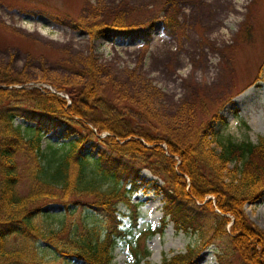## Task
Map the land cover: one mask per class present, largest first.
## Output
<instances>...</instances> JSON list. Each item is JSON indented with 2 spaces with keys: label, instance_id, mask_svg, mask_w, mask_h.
I'll return each mask as SVG.
<instances>
[{
  "label": "trees",
  "instance_id": "trees-1",
  "mask_svg": "<svg viewBox=\"0 0 264 264\" xmlns=\"http://www.w3.org/2000/svg\"><path fill=\"white\" fill-rule=\"evenodd\" d=\"M160 22L165 33H172L174 8ZM76 25L91 38L133 33L144 43L150 40L145 26L132 29L113 17ZM147 25L151 28L152 22ZM24 81L0 69V264H51L40 249L85 264H110L116 239L125 231L118 203L131 211L130 226L136 225L138 208L130 195L142 180L141 168L155 176L150 184L161 194V215L155 226L138 229L128 241L131 264L146 259V240L161 233L168 221L175 230L196 231L199 243L155 264H191L221 236L238 254V264H264V230L243 210L245 202L264 195L262 137L217 138L205 122L206 131L199 126L178 143L152 131L151 125L134 122L130 114L135 105L98 92L93 81L54 91L22 85ZM15 117L29 123L21 127ZM212 117L219 118L217 113ZM62 123L63 136H73L43 144V136ZM95 146L93 156L89 151ZM51 202L62 210L41 211ZM76 206L101 216L102 224L82 219L67 223L64 213ZM56 214L55 223L38 219ZM216 257V264H227L219 253Z\"/></svg>",
  "mask_w": 264,
  "mask_h": 264
},
{
  "label": "rangeland",
  "instance_id": "rangeland-1",
  "mask_svg": "<svg viewBox=\"0 0 264 264\" xmlns=\"http://www.w3.org/2000/svg\"><path fill=\"white\" fill-rule=\"evenodd\" d=\"M172 8L176 25L172 33H165L160 20ZM110 17L132 29L145 26L150 40L144 43L133 33L91 38L76 25ZM263 57L264 0H0V69L10 78L50 90L93 81L98 92L133 103L134 122L145 128L151 125L152 131L178 143L186 142L205 122L217 138L264 139ZM214 113L219 118H213ZM14 123L23 127L29 122L15 117ZM65 129L64 123L51 128L42 143L71 138L73 134L63 136ZM97 147L89 151L91 155ZM139 174L142 180L130 195L138 208L136 225L130 226L131 211L118 203L125 231L116 239L110 264H131L128 241L138 229L155 226L161 215V194L150 184L155 176L146 168ZM59 210L62 205L56 202L41 207ZM243 210L264 230V195L245 202ZM58 217L38 219L55 223ZM64 218L67 223L82 219L102 224L101 216L79 206L66 211ZM198 243L196 231L175 230L168 221L161 233L146 240L149 254L139 264L158 263L163 256ZM40 251L51 264H85ZM217 253L227 264L240 261L221 236L199 251L191 264H216Z\"/></svg>",
  "mask_w": 264,
  "mask_h": 264
},
{
  "label": "water",
  "instance_id": "water-1",
  "mask_svg": "<svg viewBox=\"0 0 264 264\" xmlns=\"http://www.w3.org/2000/svg\"><path fill=\"white\" fill-rule=\"evenodd\" d=\"M53 91V90H52ZM58 93V92H57ZM58 94H60V93H58Z\"/></svg>",
  "mask_w": 264,
  "mask_h": 264
},
{
  "label": "bare ground",
  "instance_id": "bare-ground-1",
  "mask_svg": "<svg viewBox=\"0 0 264 264\" xmlns=\"http://www.w3.org/2000/svg\"><path fill=\"white\" fill-rule=\"evenodd\" d=\"M237 99V98H236Z\"/></svg>",
  "mask_w": 264,
  "mask_h": 264
}]
</instances>
